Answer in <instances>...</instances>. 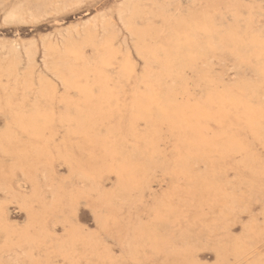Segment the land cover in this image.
<instances>
[{"label":"rangeland","instance_id":"1","mask_svg":"<svg viewBox=\"0 0 264 264\" xmlns=\"http://www.w3.org/2000/svg\"><path fill=\"white\" fill-rule=\"evenodd\" d=\"M241 15L258 32L262 0H0V264L31 259L40 247L43 258L62 264L70 242L85 248L86 258L110 261L113 245L143 264L194 252L205 264L259 261L258 37L250 55L254 81L234 82L231 73L199 91L188 82L198 67L193 57ZM156 17L168 54L137 26ZM19 98L38 106L26 111ZM80 200L111 213L107 247L74 228ZM150 206L162 214L150 217ZM79 219L92 223L83 212Z\"/></svg>","mask_w":264,"mask_h":264},{"label":"snow or ice","instance_id":"2","mask_svg":"<svg viewBox=\"0 0 264 264\" xmlns=\"http://www.w3.org/2000/svg\"><path fill=\"white\" fill-rule=\"evenodd\" d=\"M241 7H248V5H242ZM262 10H264V0H262ZM5 23H8L6 18ZM119 23V22H118ZM161 25V18L156 17L155 19H149L147 21L137 20V26L147 27L155 40V45L158 48L164 50L166 54L170 53L168 48V43L163 39L164 33L159 31ZM226 26L229 28V32L221 37V40L214 45H209L206 49L196 57H193L192 63L198 67L193 69L191 79H189V85L200 90L202 84L207 83L210 87L217 85L220 80L228 77L231 73H236L235 76H230L232 81H238L243 79L245 81H254L256 79V71L253 60L250 59L252 51L253 38L258 37L259 47H260V60L262 74H264V24L261 25L259 31L251 25L248 17L241 15L239 21L235 19H229L226 22ZM149 70V65L147 59L144 63V72L147 73ZM187 78V77H186ZM10 106L13 105L11 99L8 100ZM16 104L21 107H25L28 111L35 109L38 106V101L32 102L30 108L28 106V101L24 98H19ZM6 127V126H5ZM18 140H21V136H17ZM8 153H5L7 156ZM239 174L244 175L248 170H238ZM246 179H250V174L245 175ZM261 216H264V199H261ZM75 215L72 219V224L74 228L82 232L84 235L89 237H95L98 244L107 247L110 243V235L113 234V224L111 219V213L106 210L97 207L89 203L87 200H80L76 206ZM150 217L159 216L162 214L163 209L158 206H150ZM81 212L90 215L92 217L91 224H83L80 222ZM4 216L8 215V208L3 209ZM254 216V213H250ZM146 223H151V218L145 221ZM251 220L243 225L244 231L236 236L235 239L237 243H242L243 237L247 234ZM50 228L52 225L49 226ZM65 232L62 234L63 238H67L68 226L65 225ZM262 230V246L260 249V259L258 262H254L251 259L248 261H243L240 259L236 260H225L221 261L217 259L215 264H264V221L261 222ZM117 246L113 245L112 248H107L108 255L115 257L114 260H101L86 258L87 251L85 248L81 247L80 244L75 242H70L68 245L67 252L63 257L62 264H143L142 261L136 259L134 254L130 252L127 248L119 247L117 255L113 248ZM248 249L254 251V247L251 242H248ZM40 252L41 255H35ZM31 259L24 261H17V264H61L60 260L57 259H45L43 258V248H33ZM153 264H205L198 253L184 254L177 259H169L166 261H155Z\"/></svg>","mask_w":264,"mask_h":264},{"label":"bare ground","instance_id":"3","mask_svg":"<svg viewBox=\"0 0 264 264\" xmlns=\"http://www.w3.org/2000/svg\"><path fill=\"white\" fill-rule=\"evenodd\" d=\"M160 7V6H159ZM183 19V18H182ZM164 24V23H163ZM206 31V30H205ZM149 32V31H148ZM16 50H18V46L17 45H15V47H14ZM11 57V56H10ZM16 57V56H15ZM27 57V56H26ZM17 58V57H16ZM11 59H12V57H11ZM10 59V60H11ZM19 59V58H18ZM46 59V58H45ZM51 59V58H50ZM251 59V58H250ZM14 66V65H13ZM189 66V65H188ZM171 67V66H170ZM90 68V67H89ZM170 73V72H169ZM146 74V73H145ZM148 74V73H147ZM142 78V77H141ZM179 80H181V79H179ZM16 81V80H15ZM24 87V86H23ZM173 87V86H172ZM151 96V95H150ZM136 101V100H135ZM173 106V105H172ZM258 106V105H257ZM133 110V109H132ZM132 120V119H131ZM174 120V119H173ZM119 122V121H118ZM129 122V121H128ZM108 131V130H107ZM158 134V133H157ZM180 139V138H179ZM164 145V144H163ZM38 147V146H37ZM56 149V148H55ZM219 157V156H218ZM88 160V159H87ZM252 162V161H251ZM117 170V169H116ZM250 173V172H249ZM234 180V179H233ZM45 181V180H44ZM21 184V183H20ZM20 190V189H19ZM236 205V204H235ZM3 206V205H2ZM2 208V207H1ZM1 214V213H0ZM225 220V219H224ZM2 226V225H1ZM250 226V225H249ZM2 231H3V229H2ZM4 239V238H3ZM5 243V242H4ZM1 259V258H0Z\"/></svg>","mask_w":264,"mask_h":264}]
</instances>
